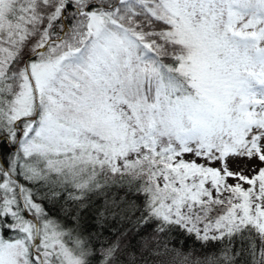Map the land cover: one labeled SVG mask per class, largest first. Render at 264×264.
<instances>
[{
	"label": "snow or ice",
	"instance_id": "6c2138e0",
	"mask_svg": "<svg viewBox=\"0 0 264 264\" xmlns=\"http://www.w3.org/2000/svg\"><path fill=\"white\" fill-rule=\"evenodd\" d=\"M0 264H264V0H0Z\"/></svg>",
	"mask_w": 264,
	"mask_h": 264
},
{
	"label": "trees",
	"instance_id": "16d2710c",
	"mask_svg": "<svg viewBox=\"0 0 264 264\" xmlns=\"http://www.w3.org/2000/svg\"><path fill=\"white\" fill-rule=\"evenodd\" d=\"M188 245H189V246H193V241H192V240H189V241H188ZM197 246H198V245H197Z\"/></svg>",
	"mask_w": 264,
	"mask_h": 264
}]
</instances>
